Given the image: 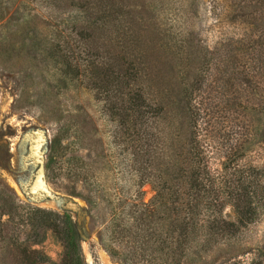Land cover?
<instances>
[{
	"label": "rangeland",
	"instance_id": "obj_1",
	"mask_svg": "<svg viewBox=\"0 0 264 264\" xmlns=\"http://www.w3.org/2000/svg\"><path fill=\"white\" fill-rule=\"evenodd\" d=\"M163 7L166 12L156 24L139 19L132 31L145 39L156 36L147 41L148 86L163 98L173 147L187 153L196 125L211 170L225 165L230 185L252 182L260 193L264 0H182L179 9L171 3ZM62 9L43 0H0V264H24V243L36 239L41 242L35 247L49 259L45 264H67L61 240L41 224L45 215L37 209L70 217L80 237L81 264H134L123 260L134 251L135 264H144L136 244L149 237L151 228L166 243L174 241L176 233L172 238L170 233L177 220L167 216V198L161 219L146 217L142 230L131 219L134 202L149 204L155 190L145 182L137 195L136 166L127 154L131 147L123 151L128 144L114 138L115 125L87 76L65 74L56 26L80 27L82 14ZM178 16L181 20L168 22ZM192 108L199 109L198 116ZM53 138L59 143L51 152ZM40 166L49 195L31 190ZM223 213L233 217L228 204ZM197 232L182 253L164 248L145 255L152 256V264H244L253 247L264 242V213L234 238Z\"/></svg>",
	"mask_w": 264,
	"mask_h": 264
},
{
	"label": "trees",
	"instance_id": "obj_2",
	"mask_svg": "<svg viewBox=\"0 0 264 264\" xmlns=\"http://www.w3.org/2000/svg\"><path fill=\"white\" fill-rule=\"evenodd\" d=\"M43 1L52 2L60 10L70 7L81 12L80 27L56 26L59 37L56 46L64 60L65 74L72 71L79 74L82 71L87 76L88 87L101 103L109 121L115 125L114 138L122 144H128L123 151L131 147L127 154H130L129 160L136 166L139 179L137 195L141 194L140 187L145 182H150L155 190V196L149 204L136 201L132 205L133 213L136 214L131 219L135 222L138 220L135 226L142 230V223L148 216L153 217V220L161 219V206L166 198L170 204L167 216L177 220L170 233L171 238L176 233L174 241L171 239L166 243L154 228L149 231V237L139 240L136 246L141 250L144 264L153 262L151 255H145L150 249L154 253L164 248L172 253L184 252L193 241L192 238L197 237V229L204 230L207 238L224 236L230 239L254 225L259 214L264 213V182L258 193L252 182L246 185L241 182V186L230 185L224 172L225 165L219 171H212L204 145L198 144L196 125L187 153H178L165 123L163 98L161 95L156 97L148 86L152 81V71L147 59L150 47L147 41H154L156 36L148 34L149 39H145L142 34L132 31V22L140 19L154 24L156 18L165 14V4H175L179 9L182 0H161L158 5L156 0ZM172 18L168 21L170 24L181 20L180 16ZM138 25L142 27V24ZM103 41L118 47L119 51L113 52ZM102 47L106 50L105 55L103 50L101 52ZM191 110L198 116V108L197 111ZM58 143L59 138L52 139L51 152L55 151ZM227 204L232 208V218H227L223 213ZM37 210L45 215L41 224L51 229L61 240L65 262L81 264L80 237L70 217ZM201 212H204L202 218ZM54 216L66 219L67 225L57 223ZM139 233L136 232L142 237V233ZM40 242L41 239H36L33 243H24V264L48 262L47 255L35 247ZM252 252L244 264H263L264 242L253 247ZM134 255L135 251L123 260L135 264Z\"/></svg>",
	"mask_w": 264,
	"mask_h": 264
},
{
	"label": "water",
	"instance_id": "obj_3",
	"mask_svg": "<svg viewBox=\"0 0 264 264\" xmlns=\"http://www.w3.org/2000/svg\"><path fill=\"white\" fill-rule=\"evenodd\" d=\"M39 163L41 164L42 163V160L41 159H38ZM43 190L46 194H50L49 191L46 189L45 187V182H44V176H43V171H42V166L39 167L38 169V173L33 181V184H32V189L31 190Z\"/></svg>",
	"mask_w": 264,
	"mask_h": 264
}]
</instances>
